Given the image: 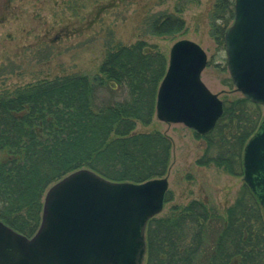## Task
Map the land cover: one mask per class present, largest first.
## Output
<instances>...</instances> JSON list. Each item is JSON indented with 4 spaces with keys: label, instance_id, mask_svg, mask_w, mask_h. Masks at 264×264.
<instances>
[{
    "label": "trees",
    "instance_id": "trees-1",
    "mask_svg": "<svg viewBox=\"0 0 264 264\" xmlns=\"http://www.w3.org/2000/svg\"><path fill=\"white\" fill-rule=\"evenodd\" d=\"M209 15L213 35L223 44L234 0H214ZM147 27L153 35L175 37L184 20L158 13ZM167 64L161 50L142 41L114 44L101 76L71 73L0 90V219L32 234L41 220L44 191L78 168L115 181L164 176L169 137L159 130L136 131L135 124L151 121ZM222 100V115L203 134L209 143L204 164L225 161L230 146L239 156L263 117V106L243 95ZM243 193L226 215L193 199L151 217L145 264H264L263 208L246 184Z\"/></svg>",
    "mask_w": 264,
    "mask_h": 264
},
{
    "label": "water",
    "instance_id": "water-1",
    "mask_svg": "<svg viewBox=\"0 0 264 264\" xmlns=\"http://www.w3.org/2000/svg\"><path fill=\"white\" fill-rule=\"evenodd\" d=\"M223 39L235 89L264 106V0H234ZM206 63L196 42H173L157 89L156 118L202 134L212 130L223 103L201 79ZM242 164L243 180L264 211V116L244 144ZM167 188V176L115 181L75 169L47 188L31 236L0 219V264H143L146 225L162 210Z\"/></svg>",
    "mask_w": 264,
    "mask_h": 264
},
{
    "label": "rangeland",
    "instance_id": "rangeland-1",
    "mask_svg": "<svg viewBox=\"0 0 264 264\" xmlns=\"http://www.w3.org/2000/svg\"><path fill=\"white\" fill-rule=\"evenodd\" d=\"M213 3L214 0H0V90L71 73L101 76V64L114 44L130 46L142 41L161 50L168 62L173 42L186 38L199 44L207 55L201 72L204 84L221 100L224 97L233 101L242 93L229 76L224 44L213 35L216 30L209 15ZM164 12L184 20L181 35L149 32L150 18ZM262 110L264 116V106ZM135 130H159L171 141L164 174L168 178V199L155 216L167 215L172 206L193 199L208 201L222 215L235 202H241L245 184L243 148L239 156H233L235 147L230 146L225 161L204 164L209 145L205 133L180 122L160 120L155 112L147 124L136 121ZM43 198L44 194L42 201Z\"/></svg>",
    "mask_w": 264,
    "mask_h": 264
}]
</instances>
